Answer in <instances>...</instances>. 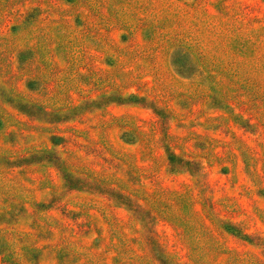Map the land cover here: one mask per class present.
<instances>
[{
	"label": "rangeland",
	"instance_id": "374dc122",
	"mask_svg": "<svg viewBox=\"0 0 264 264\" xmlns=\"http://www.w3.org/2000/svg\"><path fill=\"white\" fill-rule=\"evenodd\" d=\"M0 264H264V0H0Z\"/></svg>",
	"mask_w": 264,
	"mask_h": 264
},
{
	"label": "trees",
	"instance_id": "16d2710c",
	"mask_svg": "<svg viewBox=\"0 0 264 264\" xmlns=\"http://www.w3.org/2000/svg\"><path fill=\"white\" fill-rule=\"evenodd\" d=\"M209 25L211 26V24H209ZM229 26L231 27V26H233V24H232V25L229 24ZM249 47H250V49H251V46H250V45H249ZM200 48H201V47H200ZM244 50H245V45H241V46H240V49H239V50H238V49H234V50H233V53L236 54V55H240V57H241V55H245ZM255 54H256V53H255V50L252 48V49L250 50V53H249V55L251 56V59L255 58V57H254ZM236 55H235V58H236ZM249 55H247V57H248ZM202 58H203V60L205 59V61H206V58H205L204 56H203ZM235 60H236V59H235ZM214 61H215V59H214ZM239 64H240V67H239V68H242V67H243V62H239ZM220 65H221V64H220ZM221 67H222V66H221ZM223 69L226 70V69H228V68H227V67H224ZM216 88H217L218 90H217V89H214V92H216V91H220V92H221L219 86H217ZM211 90H213V89L211 88ZM229 230H232V228L229 229ZM242 236H244L245 238H248L246 235H243V234H242ZM153 243L157 244L156 242H153ZM166 259H167V257H166Z\"/></svg>",
	"mask_w": 264,
	"mask_h": 264
}]
</instances>
